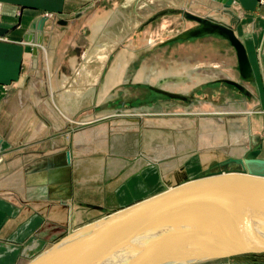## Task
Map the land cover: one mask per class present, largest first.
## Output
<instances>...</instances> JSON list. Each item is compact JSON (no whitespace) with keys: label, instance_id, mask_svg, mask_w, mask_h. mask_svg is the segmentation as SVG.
I'll use <instances>...</instances> for the list:
<instances>
[{"label":"rangeland","instance_id":"obj_1","mask_svg":"<svg viewBox=\"0 0 264 264\" xmlns=\"http://www.w3.org/2000/svg\"><path fill=\"white\" fill-rule=\"evenodd\" d=\"M196 1L198 0L194 1L195 7L205 11V5ZM185 2L186 0H95L84 5L77 15H44L41 41L32 47L36 48V57L31 55V61L28 55L21 65L22 80L19 79L18 83L10 87H4L0 105V137L3 141L1 155L15 156L23 173L29 174L33 169H41L43 166L47 169L50 167L52 172L48 185L50 191L47 193L49 200L39 202V208L32 207L35 213L27 220L34 217V230L28 235L25 227L20 229L19 243H14L17 248L13 246L16 256L12 264H63L64 261L67 264H122V249L128 250L129 247L128 236L155 221L157 209L152 211V208H148L146 211L147 207L138 208L123 214L122 216L127 218L126 223H122L124 227L119 229L120 232L116 231V226L119 225L116 224L109 230L113 232L100 241L94 240L93 230L88 234L87 227L112 216L117 210L123 212L147 198L191 181L192 179L185 181L182 175L184 171L188 177H198L209 172L242 169L237 163L218 158L223 154L217 151L222 150L220 146L223 143L217 142L211 150L212 154H218L211 160L202 159L203 153L195 147L204 161L196 159V156L187 159L185 154L180 155L179 160V154H176L175 159L159 162L151 161L153 158H144L145 161L138 168L127 172V169L141 158L143 152L151 153L153 138L160 143L172 140L170 142L175 145L184 142L188 138V132L193 130V125L188 122L195 120L197 126L203 115H208L211 111L209 107H204L208 106L204 102L213 100L216 108L223 110L221 106L224 105L225 97L233 100L244 94L222 79L202 82L187 91L168 89L167 85L173 84V80L168 78L171 75H181L185 68L194 63H198L204 70L223 72L228 78L232 74L238 83L241 79L235 50L223 37L204 35L188 39L175 38L176 35L198 26L195 21L180 12L183 9L192 13L185 8ZM212 4L215 5L213 2ZM178 5L183 7L178 8ZM257 6L264 11V0H257ZM103 18L105 24L96 37L92 36V22ZM45 28L47 31L43 32ZM234 34L239 39V31H234ZM176 69L181 71L169 73L153 82L154 74L160 70L174 72ZM120 72L121 81L104 94L107 79L114 74L117 76ZM142 72L152 79H147L146 76L136 79ZM157 89L169 91L177 96L170 97ZM62 95L80 96L79 107L73 113L63 112ZM100 96L102 97L99 100ZM186 111H197L196 113L200 112L198 114L201 115L196 117V114ZM100 126H107L110 134L126 131V140L121 142L122 145L116 146H125L120 151L124 150L127 154H110L111 148L106 152L96 148L92 142L87 146L95 147L96 150L76 152L74 136ZM211 150H207L208 157ZM244 156L247 160L252 158L246 157L247 153L246 158ZM110 157L120 163L125 162L124 166L115 170V165H109ZM173 160L176 161L172 167L166 166ZM99 165L102 172L98 169ZM245 169L261 172L262 168L249 164V168ZM14 175L16 174L0 178V187H6L1 185L3 179ZM170 182L179 184L172 186ZM59 190L62 192L60 196ZM36 193L30 194L24 183L12 191L0 192V195H11L14 198L18 205L15 215L19 217L26 212L25 201L42 199L36 196ZM226 195L220 194V200L215 198L204 203V212L211 215L216 222L223 218L226 220L224 225L236 215L235 212L241 213L240 210L234 211L236 207L242 205L246 214L251 212L250 216L258 215V211L264 209V199L258 200V197L253 196L251 200L228 203L226 200L231 195ZM194 201L198 202L199 199ZM157 205L160 204L154 206ZM177 209L180 208L162 211L159 215L170 216L176 213ZM140 210L142 211L139 212ZM241 214H237L234 218L236 220L232 219L228 225L233 224L232 228L239 230L260 223L254 222L249 215ZM199 225L198 221L192 222L183 231L167 233L162 240H154L144 251V264H149L160 256L169 258L161 260L159 264H176L175 260L179 256L172 258L171 255L177 251L185 252L184 248L189 249L190 240H194L203 231H210L213 226L206 227L198 234L193 233ZM26 235L29 236L27 239L24 238ZM79 235L83 237L82 243H79L80 246L78 244L79 247H74L76 242L80 241ZM106 240H112L114 246L99 250L107 243ZM91 243L98 246L94 248ZM119 246L113 256L102 262L97 261L102 255ZM242 255L264 258V249L245 253L233 252L215 260L196 263L220 262L228 257ZM71 256L73 260L68 261Z\"/></svg>","mask_w":264,"mask_h":264},{"label":"crops","instance_id":"obj_2","mask_svg":"<svg viewBox=\"0 0 264 264\" xmlns=\"http://www.w3.org/2000/svg\"><path fill=\"white\" fill-rule=\"evenodd\" d=\"M93 1L95 0H0V105L3 99L4 87H10L22 80V78H20V68L28 55L30 56V60L32 61L33 57L31 56V50L34 44L37 42V33L35 32L36 25L44 18V15H77V13L82 11L84 5ZM194 1L186 0L185 8L191 10L192 13L213 15L214 19L232 26L235 33L236 31H239V39L246 50L252 69V79L250 81H243L242 79H239L240 83H238L236 80H234L232 74H229L231 77L228 78V76L223 72L217 70H204L203 68L198 66V63L190 64L188 68H185V71L182 72L181 75H171L168 79L173 80V84H171V86L187 85L189 86L188 89H193L197 85H200L202 82L206 83L209 80L213 81L215 79L234 80L242 87H244L247 93L242 94L239 99L232 100L225 97L224 105L223 107L221 106L223 110H219L218 108H216L217 105H214L215 103L212 102L213 100L209 102L206 101L204 102V104H208V106L210 105L209 108L211 111H213L214 109V111L216 110L219 112L214 116V119H216L219 123H224L223 127L225 129H228L230 127V123H244L243 131L248 128V133L246 134V139L239 143L243 149V152H241L242 157L243 155L246 156L247 153L246 157L255 158L258 163L261 164V166H264V11L258 9L257 0H232V4L230 6L231 9H228L229 13L223 12L222 4L216 3L217 0H207L206 2H202V0L196 1L199 3L201 1V3L205 5V11L196 8ZM212 2L215 3V5H213ZM182 5H178V8H180V6L183 7ZM181 10L186 12V10ZM104 24L105 18L92 22V36L96 37ZM44 31L46 32L47 28H45L43 32ZM167 75L168 74H166V76ZM121 76L122 74L118 73L117 76L114 74L111 75L110 78L119 80V78L121 79ZM220 76H224L225 78H220ZM109 79H107V83L104 86V94H106L112 86L116 85L115 84L110 86ZM196 79H199V81H196ZM101 97L102 96L99 97V100ZM61 98L63 100V103H61V107L64 110L63 112H69L71 114L75 109L79 107L78 103L80 96L62 95ZM223 112L224 114H220ZM208 115L203 116L208 117ZM192 122L193 129H195L198 125L195 126V120H193ZM189 123L190 122H188V124ZM125 134L126 131H124L123 134H119V136L124 138ZM112 136L114 137V135ZM223 137L228 138V135L224 134ZM2 142L3 141L0 137V148ZM108 144L109 146L107 150L104 151L109 152L111 148L112 150H110V154H127V152L124 150L120 151V149H124L125 146L118 147L116 146V144H118L116 142L113 146L111 139L109 140ZM229 145L232 144L229 143ZM229 145L223 144L220 146V149L222 150H217L219 151V153H223L222 155L218 156L220 160L238 158L235 149L234 151H229L231 149ZM87 150L96 149L90 148ZM76 152L82 153L83 151L77 148ZM212 153L213 151H210V156L204 160H211L212 157L218 154ZM194 156H196V159L202 160L199 152L196 151L195 147L186 151L185 157H187V159ZM111 160L112 158L110 159V161ZM41 163L44 164L45 162ZM48 170H50V167L47 169L43 166L41 169H33L29 174L28 172L23 173L21 172V169H19L18 160L15 156L4 157L0 153V178L6 175H21L22 173L27 174V176H25V183L27 186V191L29 193L33 185L30 183V181L27 180V178L34 174L32 173L33 171L43 173L45 175V171ZM224 171L226 172V170ZM185 172L186 171L182 172L185 181L197 177H188L187 175H185ZM250 173L264 176V172L259 173L250 170ZM16 175L8 177L7 179L13 178ZM49 183L50 178L48 176L47 179L41 182V186L45 195L38 196L42 198L38 199L40 201H25L24 210H26V212L24 214H21L19 217L15 215V210L18 205L14 201V198L10 194V196L5 197V194L0 195V264H12L16 256V251H13V246L15 249L17 248L15 244L17 245L19 243L18 241L20 229L23 230V228L25 227L28 235L34 230L32 228V224L35 220L34 217L30 218L29 220L27 219L33 213H35L32 210V207L35 206L36 208H39V202L44 203L45 201L49 200V195L47 194L48 191H50L48 189ZM170 183H172V186L179 184H176V182ZM1 185L4 186L5 184H2L1 182ZM28 188H30V190ZM14 189L16 188L6 185V187H0V192L12 191ZM46 194L48 196H46ZM28 235H26L24 238L27 239L29 237ZM9 247L10 249H8ZM208 264H264V258L247 257L245 255H242L228 257L222 259L220 262H212Z\"/></svg>","mask_w":264,"mask_h":264},{"label":"bare ground","instance_id":"obj_3","mask_svg":"<svg viewBox=\"0 0 264 264\" xmlns=\"http://www.w3.org/2000/svg\"><path fill=\"white\" fill-rule=\"evenodd\" d=\"M217 2H219V1H217ZM220 4H222V7H223L222 10H223V12L229 13L228 12L229 11L228 10L229 8L228 9L225 8L222 2H220ZM180 12L181 13H184V15L186 13L187 14L189 13V14L196 15V16H199V17H202V18L213 19V20H215L217 22H220V23L226 25L228 28H231L232 31H233V33H234V30H233V28L230 25L225 24V23H223L221 21H218V20L214 19L213 17H211L210 15L201 14V13H190V12H187V11L184 12L182 10ZM185 17H187V16L185 15ZM35 32L37 33L36 30H35ZM208 35H215V34H208ZM237 40L241 43V41L238 38H237ZM36 43H38V42H36ZM242 46H243V44H242ZM180 71L181 70H178L177 71V69L174 72H172V71L166 72V71L160 70L159 72H157L156 74H154L155 78H154V81L153 82H157L159 77L165 76L166 74H169V73H177V72H180ZM120 74H122V73L120 72ZM142 76H146L147 79L150 78L144 72H142L136 79L142 78ZM150 79H152V78H150ZM120 80H121L120 78H119V80H117V79L114 80V78L113 79L110 78L109 79L110 86L117 84ZM196 81H199V79H196ZM226 81H232L234 83H237L234 80H229V79H226ZM238 85H240V84H238ZM167 87L169 89H171V90L177 89V90H184V91L189 88V86H187V85H174V86L167 85ZM244 92L245 93L247 92L246 89L244 90ZM205 107H209V106H205ZM196 112L197 111H194V112L190 111V113L196 114L195 115L196 117L199 116V115H201V114H198L200 112H198V113H196ZM229 112H231V111H229ZM217 113H219V112L216 111V110L214 111V109H213V111H210L208 113L209 114L208 115V118L207 117L201 118L199 120V122H198V126L195 129H193L192 131L188 132V138L186 140H184V142H181V143H178V144L175 145L174 143L170 142L172 140H170V141L169 140H165L164 143H160L155 138H153V140H152L153 143L150 145L151 153L148 154V153H144L143 152L141 158L136 162L135 165H133L129 169H127V172L128 171H131L133 169H136V167L138 168V166L141 163H143V161H145L144 158H149V159H152L153 158L151 161H154V162H157L158 161L159 162V161L166 160V159H172V158L175 159V157H177V155L179 154L178 155V160H179V159H181V158H179L180 155L186 154L187 149H192L193 147H197L198 150L203 153L202 159H206V158H208V154H207L208 151L207 150H211L213 148V145L215 143H217V142L223 143L224 145H229V143L232 144V145H229V147H231V149H232V150L230 149L229 151L231 152V151H234V149H235L236 152H237L238 158L237 159H232V158L231 159H228L227 162L230 161V162H233V163H237V164L241 165V168H242L241 170H239V169H226V172H229V173H247V174H251L250 173V170L248 171V170L245 169L246 167L249 168V164H255V165L260 166L262 169H261V172H259V171L258 172L259 173L264 172V166H261V164L258 163V161L256 159L249 158L247 160V159H244L242 157L241 152H243V149H242V147H241V145L239 143H241L242 141H244L246 139V134L248 133V128L243 131L244 123H240V124L230 123L231 124L230 127L228 129H225L221 123H219L216 119H214V115H216ZM220 114H224V112L223 113H220ZM192 123L193 122H190L189 124H192ZM121 129H123V128H121ZM38 130H39V128L36 129V132ZM123 133H124V131H122L120 133L115 132L113 134H110V131L107 128V126H100L97 129H95V130L83 131V132H80V133L76 134L74 136V141L73 142L76 145V149L79 148L83 152H86L87 149H90L91 148V147H88L90 145L87 146V144L88 143L90 144V142L94 143L96 148H100V149H103V150H107V148L109 146L108 142H109L110 139L112 140L113 146L115 145V142L118 143L119 145H122L121 142H124V140H126V139L125 138H122L121 136H119V134H123ZM224 134L228 135V138H226V137L224 138L223 137ZM112 135H114V137ZM136 144H137V142L135 143V145ZM184 150H186V151H184ZM239 158H242V159H239ZM176 160H173L172 162H169V164H167L166 166L172 167L173 166V163ZM124 163L125 162H121L120 163L119 160H117V159H112L111 161H109V165H115L113 167L115 170H119L120 168H122L124 166ZM101 165H99V168L98 169H99V171L102 172L101 167H100ZM92 166H93V163H92ZM96 167H98V164H97ZM45 172H46L45 175L43 173L35 172L33 175H31V176H29L27 178V180L30 181V183L33 185V187L30 190V194H34L35 191H36L37 192L36 193V196L45 195V193L43 191V188L41 186V182H43L45 179H47L48 176H49V178H51V174H52V172L50 170L45 171ZM217 172L226 173L224 170L215 171V172H212V173H217ZM205 174H208V173H205ZM209 174H210V172H209ZM253 175H256V174H253ZM259 176H261V175H259ZM25 182H26L25 176L23 174H21V175L17 174L13 178L3 179L2 184H5V185H8V186H13L15 188H18L21 185H23ZM39 184H40V186H39ZM58 192H59L58 193L59 196L62 195L61 190H59ZM46 196H48V195L46 194ZM152 206L153 207H151V206L147 207L145 210L147 211L148 208H150V209L152 208V211H153V209L156 208L157 210L155 211V218L157 220L158 218L159 219L162 218V216L159 215V214L162 213V211H166V210L175 208L177 206V204H168V205L159 206V207H157L158 205L157 206L152 205ZM262 207H264V206H262ZM238 210H240L242 214L235 212L236 215L237 214H241V216H246V215L247 216L248 215L250 216V214H251V212H250V214H246V212H245L246 210H245V208L242 207V205L239 206V207H236L234 209V211H238ZM141 211L142 210H140L139 212H141ZM136 214H137V212H136ZM147 214H148V212H147ZM173 214H175V213H173ZM122 215L123 214H120V212L117 210V211H115V214H113L112 216L103 218L102 220L98 221L96 224H91L89 227H87V228H89L88 234H89V232H92L91 230H93V232H95V234L93 236V238L95 237L94 240L97 239L98 241H100L104 237H108V235L113 232V231H109V230L112 229L113 226H115L116 224H119L118 226H116V227H118V228H116L117 229L116 231H119V229H121L122 227H124V225L122 223H126V219L125 218H127V217H123ZM236 215L234 214L229 219V222H231V220L234 219ZM163 217H169V216L165 215ZM250 218H253L254 222L255 221H262L263 220V218L260 215H256V214L253 215V216H250ZM152 220H155V219H152ZM235 220L236 219H234V221ZM225 222H226V220L224 221L223 218H221L220 220H217V222L215 221L214 222L215 224L214 223L211 224V225H213V224L214 225L211 227V230L210 231H207V232H204L203 231V233H200L194 240L193 239L190 240V242L188 243L189 249H185L184 248L185 252L183 251L182 254L179 255V258L175 260L176 261V264L177 263L178 264H192V263H196V262H199V261H204L205 262V261H210L212 259L215 260V259H217L220 256H224V255H227V254H231L233 252H244L245 253V252L259 251V250H263L264 249V228L261 231H258L257 230L258 232H255V233H252V234L250 233L251 235L237 233V232L235 233V232H231V231L229 233L232 234V235H230V234H228V235L226 234L225 235L222 232L227 231L228 228H230V227L233 226V224H229L228 225L229 222L227 223V225H224ZM249 223H247V225ZM237 224H239V223H237ZM256 224L257 225H260L259 222L258 223H255V226H257ZM128 225H130V224H128ZM248 226L249 227H255L254 225L253 226L252 225H248ZM244 231H246V230L244 229ZM248 231H250V230H248ZM219 232L222 233V235L219 236ZM105 233H106V235H105ZM214 233L218 234L217 235L218 237L216 235L213 236L212 234H214ZM78 238L80 239V241L79 242H76V244L74 245V247L75 246H78V244L80 242L82 243L83 237L79 235ZM120 239H118V240H120ZM90 242H92V241L90 240ZM112 243H113L112 240H110V242L108 240L107 243H105V245L102 248H99V250L100 249L103 250V249L108 248L110 245H113ZM92 245H93L94 248H96L98 246L97 244H92ZM79 246H80V244H79ZM85 246H83V247H85ZM63 249L60 250V252L63 251ZM60 252H56V253H60ZM81 252H82V250H81ZM75 253H76V251H75ZM60 255H62V254H60ZM80 257H81V255H80ZM62 260H64V258ZM67 260L68 261L73 260L72 256L70 258H68ZM159 263H160V261L157 262L156 264H159ZM63 264H67V263H65V261H64ZM200 264H203V263H200Z\"/></svg>","mask_w":264,"mask_h":264},{"label":"water","instance_id":"obj_4","mask_svg":"<svg viewBox=\"0 0 264 264\" xmlns=\"http://www.w3.org/2000/svg\"><path fill=\"white\" fill-rule=\"evenodd\" d=\"M217 1H219V3L222 2L224 7L227 9L232 4V0ZM185 15L189 19L195 21L198 24V27H196L195 29H189L181 34L176 35V39L196 38L208 34H215L223 37L235 50L238 72L241 79H243L244 81H250L252 79V69L248 56L246 54V50L244 46H242V44L237 40L231 28H228L226 25L213 19L202 18L189 13H186ZM43 21L44 19H42L36 25L37 42L41 41ZM32 55L34 56V58L36 57L35 47L32 49ZM223 81L237 87L240 91L245 93V89L237 83L226 80ZM157 90L170 97L177 96V94L171 93L169 91H165L162 89ZM220 194H227L229 196L231 195L226 200V202L228 203H235L239 202L238 200L242 201L244 199L251 200L253 199V196L258 197V200L264 199V176L229 172L208 173L206 175L198 176L185 184L173 187L165 192L147 198L142 202L127 208L123 212H120V214H126L131 211L138 210V208H146L159 203V206L168 205V203H176V207L180 208L177 209V212L175 214L169 217H162L160 219H157L151 222L143 230H140L139 232L137 231L128 236V240H126L129 242V247L128 250L122 249V252L124 254V262L122 264H144L146 260H144V251H146L147 246H150L154 240V242L162 240V238L167 233L175 234L177 232L183 231L192 222L198 221L200 224L193 230V233L197 232L198 234L202 232V230L215 222L211 215H208L206 214V212H204V203H206V200L210 201L211 199L213 200L215 198L219 199ZM194 199H199V201H194ZM258 215L263 218V220L259 223L260 225L246 228V231H244V229L237 230V228L230 227L233 230H228L222 233L228 235L231 231L249 235L250 233L252 234L258 232L264 228V209L262 211H258ZM222 233L219 232V236L222 235ZM212 235L217 236L218 234L214 233ZM119 248L120 246L117 248H113L110 252L102 255L101 258L97 261L102 262L108 257L113 256L115 254L114 251L118 250ZM180 254H182V252L177 251L173 253L171 257L179 256ZM167 258L169 257L160 256L159 258H154V260H152L153 262L151 261L149 264H156L157 262Z\"/></svg>","mask_w":264,"mask_h":264}]
</instances>
